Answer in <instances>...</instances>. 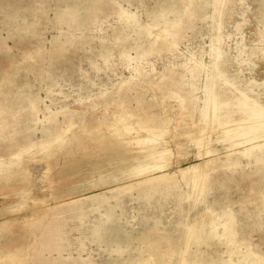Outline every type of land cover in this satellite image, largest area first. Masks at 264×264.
Segmentation results:
<instances>
[{"label":"rangeland","instance_id":"374dc122","mask_svg":"<svg viewBox=\"0 0 264 264\" xmlns=\"http://www.w3.org/2000/svg\"><path fill=\"white\" fill-rule=\"evenodd\" d=\"M241 102L264 0H0V264H264Z\"/></svg>","mask_w":264,"mask_h":264},{"label":"bare ground","instance_id":"6f19581e","mask_svg":"<svg viewBox=\"0 0 264 264\" xmlns=\"http://www.w3.org/2000/svg\"><path fill=\"white\" fill-rule=\"evenodd\" d=\"M225 100H227V99H225ZM225 100H222L221 98H216V97H213L212 99H211V110L213 109V112L214 113H218L219 112V110L221 111L223 108H227V107H229L228 106V104H229V101L227 102V101H225ZM240 107L242 108V109H244L246 112H247V114H248V116H250V117H254V116H256V119H257V121H258V123H255V122H253V121H251V120H245V121H243V122H241L240 123V125L242 126V128L244 129L243 131L244 132H246V135H248L247 136V138H245L243 141H241L240 142V144L241 143H243V142H250V141H253V140H255V139H257V138H260L261 136H263V135H259V136H256V134H254L253 133V131H251V130H254L255 128H257V125L258 124H263L264 125V114H263V112L262 111H258V110H256V109H254V108H252V107H250L248 104H246V103H244V102H241L240 103ZM224 123V122H223ZM228 125V124H227ZM231 126V125H230ZM234 130V128H229V129H227V131L230 133V132H232V135H230V137H235V136H238L239 134H237V131H233ZM255 131V130H254ZM152 132V131H151ZM161 132H163V131H161ZM228 132H226L227 134H228ZM151 134V133H150ZM150 134H149V136H150ZM157 137V136H156ZM158 138V137H157ZM157 138H155L154 137V135H152L151 137H150V139L151 140H153V141H155ZM136 139L138 140V141H140L139 140V138L138 137H136ZM156 142V141H155ZM160 142V141H159ZM157 143V142H156ZM255 143V142H254ZM158 144V143H157ZM256 146H259V144L257 143V144H253L252 143V145H250L249 147H246V148H244L243 149V152H245L246 154H251V151H252V149L253 148H255ZM157 148V147H156ZM163 149V148H162ZM147 152V151H146ZM152 152V154H154V153H156V152H158V151H154V149L151 151ZM159 153V152H158ZM148 154V153H147ZM146 154V155H147ZM145 155V154H144ZM145 155V156H146ZM149 155H150V153H149ZM151 156V155H150ZM118 161V160H117ZM229 232L231 231V229L230 228H228L227 229ZM229 234H231V233H229ZM186 236L188 237V238H194L195 237V231H194V229L193 228H188L187 230H186Z\"/></svg>","mask_w":264,"mask_h":264}]
</instances>
